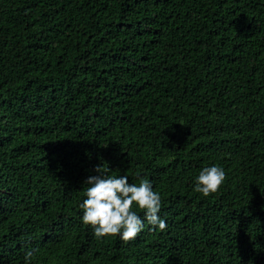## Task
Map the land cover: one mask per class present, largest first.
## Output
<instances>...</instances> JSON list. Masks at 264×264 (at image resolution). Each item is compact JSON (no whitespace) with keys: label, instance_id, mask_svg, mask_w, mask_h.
I'll list each match as a JSON object with an SVG mask.
<instances>
[{"label":"trees","instance_id":"16d2710c","mask_svg":"<svg viewBox=\"0 0 264 264\" xmlns=\"http://www.w3.org/2000/svg\"><path fill=\"white\" fill-rule=\"evenodd\" d=\"M98 166L166 229L97 239ZM0 264H264V0H0Z\"/></svg>","mask_w":264,"mask_h":264},{"label":"clouds","instance_id":"9594fccd","mask_svg":"<svg viewBox=\"0 0 264 264\" xmlns=\"http://www.w3.org/2000/svg\"><path fill=\"white\" fill-rule=\"evenodd\" d=\"M99 175L89 176L85 181L86 197L79 208L82 210V222L91 226L97 239L119 237L125 243L136 239L145 226L152 230L163 231L167 224L159 216L162 199L154 191L148 178L139 183H129L127 175H108L96 168ZM226 179V173L220 166L204 167L196 177L194 190L207 197L219 191ZM134 209H139L143 216ZM33 252L29 250L25 260L29 261Z\"/></svg>","mask_w":264,"mask_h":264}]
</instances>
